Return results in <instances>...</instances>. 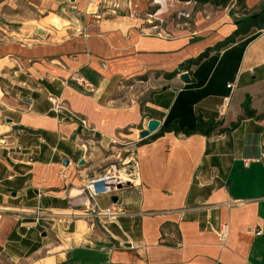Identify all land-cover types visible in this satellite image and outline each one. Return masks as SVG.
Returning <instances> with one entry per match:
<instances>
[{
    "label": "crops",
    "instance_id": "obj_1",
    "mask_svg": "<svg viewBox=\"0 0 264 264\" xmlns=\"http://www.w3.org/2000/svg\"><path fill=\"white\" fill-rule=\"evenodd\" d=\"M45 1L0 0V264H264V28L217 48L264 0Z\"/></svg>",
    "mask_w": 264,
    "mask_h": 264
},
{
    "label": "rangeland",
    "instance_id": "obj_2",
    "mask_svg": "<svg viewBox=\"0 0 264 264\" xmlns=\"http://www.w3.org/2000/svg\"><path fill=\"white\" fill-rule=\"evenodd\" d=\"M16 3V7L4 10L12 17L10 20L14 21L12 23L13 25L17 27H27L28 29H41L40 27L47 28L50 31L57 29L58 38L65 35V29L69 26L66 22L60 20V17H63L64 15L58 11H52L49 8H45V0H16ZM138 138L139 136H137V139ZM118 167H120L119 163L114 166L113 169L115 170ZM122 186L123 184H120L116 186L114 190ZM100 215L105 218L111 217L109 212L106 214L101 213ZM35 223L44 231L50 229V226L47 223H41L38 218L35 219Z\"/></svg>",
    "mask_w": 264,
    "mask_h": 264
},
{
    "label": "trees",
    "instance_id": "obj_3",
    "mask_svg": "<svg viewBox=\"0 0 264 264\" xmlns=\"http://www.w3.org/2000/svg\"><path fill=\"white\" fill-rule=\"evenodd\" d=\"M264 28V9L258 13L252 14L246 20H242L241 22H238L236 26V30L228 36L223 42L217 45V48L220 49L222 47H225L229 44H232L235 42V40L238 37H242L247 35L252 29L253 30H262ZM207 55V52L202 53L200 56L196 58V60H193L192 63L196 64L198 61H200L202 58H204ZM220 126L219 122H212V121H197L194 126L190 129L186 128H172L171 126L166 127L164 129H173L175 132H181L185 135H190L193 133H201V134H209L213 129ZM235 124H232L230 128H233ZM163 129V128H161ZM227 131L226 129H220V132Z\"/></svg>",
    "mask_w": 264,
    "mask_h": 264
},
{
    "label": "built area",
    "instance_id": "obj_4",
    "mask_svg": "<svg viewBox=\"0 0 264 264\" xmlns=\"http://www.w3.org/2000/svg\"><path fill=\"white\" fill-rule=\"evenodd\" d=\"M89 3L92 4L93 6L97 7L98 12L102 10L105 4V0H89ZM228 88L230 85L227 86ZM50 101L52 100L51 98L49 99ZM82 124H85L84 121L81 122ZM262 156H264V153H262ZM123 184L122 181L119 178H115L109 174H105L101 176L98 179L91 180L88 183L87 190H88V195L91 199H94L98 195H103V194H109L112 192V190L115 189L116 186ZM108 213V211L103 212V214ZM99 215L101 213H98ZM260 232H256V235H259ZM221 237H223V234H221Z\"/></svg>",
    "mask_w": 264,
    "mask_h": 264
},
{
    "label": "water",
    "instance_id": "obj_5",
    "mask_svg": "<svg viewBox=\"0 0 264 264\" xmlns=\"http://www.w3.org/2000/svg\"><path fill=\"white\" fill-rule=\"evenodd\" d=\"M37 34L44 35V31L42 29H38ZM182 78H186V76L184 75L182 76ZM159 128H160V122L158 120H155V119L147 120L145 129L139 132L140 139L147 138L148 136L154 134L156 131H158ZM63 163L64 165L67 164L66 161H64ZM82 164H83V161L80 162V165ZM113 201H115V198H113Z\"/></svg>",
    "mask_w": 264,
    "mask_h": 264
},
{
    "label": "bare ground",
    "instance_id": "obj_6",
    "mask_svg": "<svg viewBox=\"0 0 264 264\" xmlns=\"http://www.w3.org/2000/svg\"><path fill=\"white\" fill-rule=\"evenodd\" d=\"M121 174L124 178H126V181H129L130 179L132 180V182H135L137 179L136 177H131V176H127L126 173L124 171H121ZM121 177V176H120ZM77 199V198H75ZM79 201V200H78ZM82 204V203H81ZM76 214V213H75Z\"/></svg>",
    "mask_w": 264,
    "mask_h": 264
}]
</instances>
